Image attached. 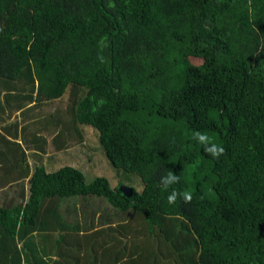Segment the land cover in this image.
<instances>
[{
	"label": "trees",
	"instance_id": "16d2710c",
	"mask_svg": "<svg viewBox=\"0 0 264 264\" xmlns=\"http://www.w3.org/2000/svg\"><path fill=\"white\" fill-rule=\"evenodd\" d=\"M0 83L20 90L8 114L71 86L62 147L63 130L92 125L118 170L113 186L73 165L8 166L2 180L30 177V194L0 205V264H264V0H0ZM196 131L225 154L205 153ZM169 171L181 179L164 188ZM173 190L192 202L170 204ZM71 196L129 220L87 231L64 218Z\"/></svg>",
	"mask_w": 264,
	"mask_h": 264
},
{
	"label": "rangeland",
	"instance_id": "374dc122",
	"mask_svg": "<svg viewBox=\"0 0 264 264\" xmlns=\"http://www.w3.org/2000/svg\"><path fill=\"white\" fill-rule=\"evenodd\" d=\"M3 84L0 83V205L2 207L25 205L28 201L29 195L26 197L21 193L23 182H27L28 178L16 182L8 176V179L2 180V177L6 175L5 172L8 173L7 167L14 163H17L15 170L20 169L19 165L29 166L31 173L40 165H43L48 172L55 171L64 165H73L85 173L88 182L96 176H106L113 186L118 184L116 179L118 170L101 148L96 149L100 144L99 133L92 125L82 124L84 131L82 138L78 133L63 130L71 138L65 140L66 145L62 147V138L57 136V132L72 116L71 105L74 95L71 86L61 98L46 101L40 105L39 109L30 108L27 114L21 110L8 114L4 108L5 98L12 96V92L16 94L20 90ZM18 85L22 86L23 83ZM47 116H49L47 121H58V124L51 127L44 126L43 122L46 121ZM36 118L37 120L33 121ZM4 135L6 137L9 135L10 141L19 144L22 151L26 152V161L22 160L23 153L15 156L13 151L9 154L8 150L13 145L5 142L8 138L5 139ZM123 184L128 185L126 181ZM7 185L9 190L5 191ZM132 185L138 191L144 187L140 177L139 181H132ZM84 198L86 200L83 196H71L62 201L61 211L67 222L72 224L79 222L86 227L85 230L89 231L95 227L118 226L129 220V212L118 213L117 209L103 198L97 196Z\"/></svg>",
	"mask_w": 264,
	"mask_h": 264
},
{
	"label": "clouds",
	"instance_id": "9594fccd",
	"mask_svg": "<svg viewBox=\"0 0 264 264\" xmlns=\"http://www.w3.org/2000/svg\"><path fill=\"white\" fill-rule=\"evenodd\" d=\"M194 139L201 145L204 146V152L209 154L210 156L219 159L222 155L225 154V148L223 146H220L213 142L212 138L207 133H202L200 131H196L194 134ZM29 178L30 177H26ZM25 179V178H22ZM181 177L177 174H175L172 171H169L166 175H163L159 181V184L163 185L164 188H168L171 185L178 184L180 182ZM21 180V179H19ZM16 182H18L16 180ZM23 187V186H22ZM21 187V188H22ZM28 191L25 196H28ZM181 197L184 203L190 204L193 199V194L191 192H178L176 190H173L172 193L168 196V202L170 204H173L176 202L177 197Z\"/></svg>",
	"mask_w": 264,
	"mask_h": 264
},
{
	"label": "crops",
	"instance_id": "0c3cea01",
	"mask_svg": "<svg viewBox=\"0 0 264 264\" xmlns=\"http://www.w3.org/2000/svg\"><path fill=\"white\" fill-rule=\"evenodd\" d=\"M17 176L19 175L18 173L16 174ZM22 180V179H21ZM21 180H17L18 182L21 181ZM23 187L21 188V190H25V194H27V191L29 192L28 195L30 194V190H29V182H28V179H27V182H23ZM25 186V187H24ZM9 190V186L7 185L5 187V191H8ZM101 227H108V226H101ZM96 229L99 228V227H95ZM94 229V228H93ZM82 233H85V231H82ZM114 236L116 235L114 232H113ZM55 237H56V234H55ZM115 237L111 238L110 239V245L112 243V241L114 240ZM116 242V240H114ZM83 255H86V252L84 254V251L81 252ZM23 259H25V255H23ZM90 262L86 263V264H89Z\"/></svg>",
	"mask_w": 264,
	"mask_h": 264
},
{
	"label": "water",
	"instance_id": "95a60500",
	"mask_svg": "<svg viewBox=\"0 0 264 264\" xmlns=\"http://www.w3.org/2000/svg\"><path fill=\"white\" fill-rule=\"evenodd\" d=\"M120 189L127 196H131L133 194V189L130 186H127L126 184H122L121 187H120Z\"/></svg>",
	"mask_w": 264,
	"mask_h": 264
}]
</instances>
